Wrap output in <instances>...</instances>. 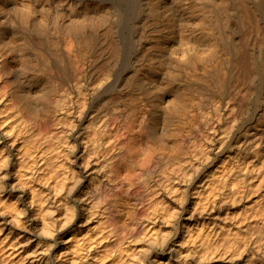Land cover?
Returning a JSON list of instances; mask_svg holds the SVG:
<instances>
[{
  "label": "bare ground",
  "instance_id": "obj_1",
  "mask_svg": "<svg viewBox=\"0 0 264 264\" xmlns=\"http://www.w3.org/2000/svg\"><path fill=\"white\" fill-rule=\"evenodd\" d=\"M7 187L0 264H264V0H0Z\"/></svg>",
  "mask_w": 264,
  "mask_h": 264
},
{
  "label": "rangeland",
  "instance_id": "obj_2",
  "mask_svg": "<svg viewBox=\"0 0 264 264\" xmlns=\"http://www.w3.org/2000/svg\"><path fill=\"white\" fill-rule=\"evenodd\" d=\"M6 189H9V190H6L5 192H2V193H0V199H17V198H13V195L12 194H10V188H6ZM8 238H9V235H8V230L7 229H5V228H3L1 231H0V242H6L7 240H8ZM42 240H43V242H45V243H50V242H52V240L51 239H49V238H46L45 236H43L42 237ZM71 248L72 247H68L67 249H68V251H70L71 250ZM65 248H63V250H64ZM72 254V253H71ZM71 254H69V255H71Z\"/></svg>",
  "mask_w": 264,
  "mask_h": 264
}]
</instances>
